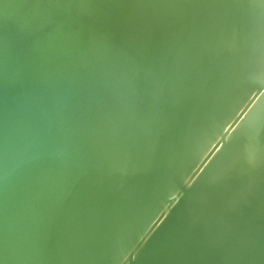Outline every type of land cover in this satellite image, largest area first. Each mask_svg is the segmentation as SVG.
Here are the masks:
<instances>
[{
    "label": "water",
    "instance_id": "obj_1",
    "mask_svg": "<svg viewBox=\"0 0 264 264\" xmlns=\"http://www.w3.org/2000/svg\"><path fill=\"white\" fill-rule=\"evenodd\" d=\"M0 264H264V0H0Z\"/></svg>",
    "mask_w": 264,
    "mask_h": 264
}]
</instances>
